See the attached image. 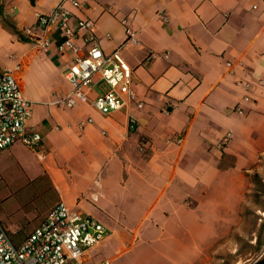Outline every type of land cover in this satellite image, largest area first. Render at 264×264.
I'll list each match as a JSON object with an SVG mask.
<instances>
[{
	"label": "crops",
	"instance_id": "0c3cea01",
	"mask_svg": "<svg viewBox=\"0 0 264 264\" xmlns=\"http://www.w3.org/2000/svg\"><path fill=\"white\" fill-rule=\"evenodd\" d=\"M58 2L4 0L3 16L17 32L0 24V49L12 58L0 59V69L19 77L32 101L28 124L42 138L33 148L15 141L1 149L0 174L44 182L51 194L30 228L2 223L22 236L13 241L63 201L109 230L86 250L85 264H248L264 253V207L244 201L245 173L264 170V0L65 3L73 26L95 21L104 52L126 42L127 28L135 38L122 55L143 106L127 101L108 114L56 103L70 89L63 70L73 57L57 50L62 30L36 31L49 38L44 49L25 35ZM106 89L92 84L93 93Z\"/></svg>",
	"mask_w": 264,
	"mask_h": 264
},
{
	"label": "built area",
	"instance_id": "2783aa9c",
	"mask_svg": "<svg viewBox=\"0 0 264 264\" xmlns=\"http://www.w3.org/2000/svg\"><path fill=\"white\" fill-rule=\"evenodd\" d=\"M84 1L59 0L50 11L38 14L36 21L25 30V35L39 49H44L50 41L47 37H36L38 29L62 30L64 37L57 50L73 55L70 64L63 70L70 89L56 103L73 107L84 102L101 114H108L127 101H134L137 107H142L143 103L137 99L133 89V69L122 55L127 40H135L132 32L127 28L126 42L111 52H104L98 43L92 18H78L75 26L71 24L73 15L65 3L79 7ZM78 39H82V44ZM227 65L230 67L231 62H227ZM95 82L105 83L107 89L93 93L92 84ZM261 84H264V80ZM245 86L248 92L252 91L251 82L247 81ZM249 99V93L244 95V101ZM31 106L32 101L24 95L17 74L12 70L0 69V150L15 141H21L30 148L40 142L41 133L28 124ZM234 109L240 114L244 113L239 103ZM134 124V119L130 118L129 127L133 128ZM83 126V123L79 124L80 128ZM231 137L232 132L228 130L219 144L225 145ZM108 233L104 224L78 205L70 207L58 201L42 222L19 243L13 241L9 230L0 220V264H85L86 250L103 240ZM93 264L112 262L101 259Z\"/></svg>",
	"mask_w": 264,
	"mask_h": 264
},
{
	"label": "rangeland",
	"instance_id": "374dc122",
	"mask_svg": "<svg viewBox=\"0 0 264 264\" xmlns=\"http://www.w3.org/2000/svg\"><path fill=\"white\" fill-rule=\"evenodd\" d=\"M4 10V0H0ZM10 19L9 16L5 17ZM0 24L8 28L0 16ZM0 59L12 60L7 57L4 48L0 49ZM256 174V176H255ZM7 174H0V220L5 225L12 224L15 227L26 230L33 226L37 221V215L43 210L51 198L46 184L41 181L24 180ZM246 190L244 191V201L252 202L253 205L264 207V170L260 172L251 171L245 173ZM21 230V233H22ZM15 242L21 239V235L10 233ZM136 249L127 254V258L137 260ZM228 258V261H230Z\"/></svg>",
	"mask_w": 264,
	"mask_h": 264
},
{
	"label": "trees",
	"instance_id": "16d2710c",
	"mask_svg": "<svg viewBox=\"0 0 264 264\" xmlns=\"http://www.w3.org/2000/svg\"><path fill=\"white\" fill-rule=\"evenodd\" d=\"M31 1L33 2V0H31ZM0 16L2 17L4 24L8 27V29H10L11 31L17 32L15 26L10 21H8L6 18H4V16H3V6H2L1 3H0ZM22 39L26 40L25 37L24 38L22 37ZM255 176H256V174H255Z\"/></svg>",
	"mask_w": 264,
	"mask_h": 264
},
{
	"label": "water",
	"instance_id": "95a60500",
	"mask_svg": "<svg viewBox=\"0 0 264 264\" xmlns=\"http://www.w3.org/2000/svg\"><path fill=\"white\" fill-rule=\"evenodd\" d=\"M248 264H264V253L259 254L252 262Z\"/></svg>",
	"mask_w": 264,
	"mask_h": 264
}]
</instances>
